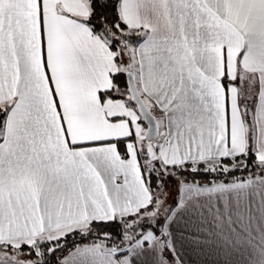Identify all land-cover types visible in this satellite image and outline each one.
<instances>
[{"label":"snow or ice","instance_id":"6c2138e0","mask_svg":"<svg viewBox=\"0 0 264 264\" xmlns=\"http://www.w3.org/2000/svg\"><path fill=\"white\" fill-rule=\"evenodd\" d=\"M63 3L0 0V264H264V0Z\"/></svg>","mask_w":264,"mask_h":264},{"label":"crops","instance_id":"0c3cea01","mask_svg":"<svg viewBox=\"0 0 264 264\" xmlns=\"http://www.w3.org/2000/svg\"><path fill=\"white\" fill-rule=\"evenodd\" d=\"M62 7H65V10L76 12L78 11L75 3L73 0H64ZM104 86V85H102ZM70 134L74 136H79L82 138H87L93 135H126L127 134V127L118 123L115 126L107 125L105 122L104 127H97L94 124H88L86 126H80L75 124H70L69 128ZM215 135L217 140H222L225 138V128L223 124V120L221 119L219 128L212 133Z\"/></svg>","mask_w":264,"mask_h":264}]
</instances>
